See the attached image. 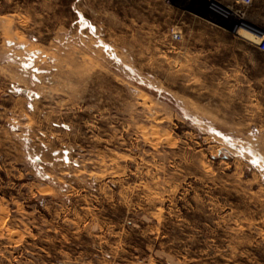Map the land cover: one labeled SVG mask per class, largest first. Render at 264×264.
Returning <instances> with one entry per match:
<instances>
[{
  "label": "rangeland",
  "instance_id": "374dc122",
  "mask_svg": "<svg viewBox=\"0 0 264 264\" xmlns=\"http://www.w3.org/2000/svg\"><path fill=\"white\" fill-rule=\"evenodd\" d=\"M262 3L0 0V264H264Z\"/></svg>",
  "mask_w": 264,
  "mask_h": 264
},
{
  "label": "built area",
  "instance_id": "2783aa9c",
  "mask_svg": "<svg viewBox=\"0 0 264 264\" xmlns=\"http://www.w3.org/2000/svg\"><path fill=\"white\" fill-rule=\"evenodd\" d=\"M237 3H241L242 5H250L252 0H235ZM258 48L261 52L264 53V34L263 36L261 37L260 39V42H259V45H258Z\"/></svg>",
  "mask_w": 264,
  "mask_h": 264
},
{
  "label": "crops",
  "instance_id": "0c3cea01",
  "mask_svg": "<svg viewBox=\"0 0 264 264\" xmlns=\"http://www.w3.org/2000/svg\"><path fill=\"white\" fill-rule=\"evenodd\" d=\"M262 4L260 5V8H259V11L261 12V13H264V0H262Z\"/></svg>",
  "mask_w": 264,
  "mask_h": 264
},
{
  "label": "bare ground",
  "instance_id": "6f19581e",
  "mask_svg": "<svg viewBox=\"0 0 264 264\" xmlns=\"http://www.w3.org/2000/svg\"><path fill=\"white\" fill-rule=\"evenodd\" d=\"M220 16V15H219ZM221 17V16H220Z\"/></svg>",
  "mask_w": 264,
  "mask_h": 264
}]
</instances>
